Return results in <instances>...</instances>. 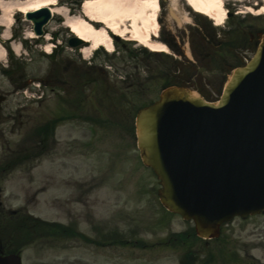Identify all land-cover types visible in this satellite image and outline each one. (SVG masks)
I'll list each match as a JSON object with an SVG mask.
<instances>
[{
    "label": "rangeland",
    "instance_id": "374dc122",
    "mask_svg": "<svg viewBox=\"0 0 264 264\" xmlns=\"http://www.w3.org/2000/svg\"><path fill=\"white\" fill-rule=\"evenodd\" d=\"M63 1L73 15H81L78 3L82 0ZM178 2L186 8L184 0ZM257 2L260 5L262 0L229 1L231 17L222 29L198 18L210 30L213 44L203 45L201 56L190 54L193 62L173 51L172 56L140 52L138 44L128 41L115 46L113 56L103 51L89 55L91 59L85 62L80 49L69 47L72 33L64 27V19L56 16L46 28L47 34L59 39L56 59L45 56V38L41 43L30 40L20 52L23 65L16 76L23 77L22 83L14 85L0 72V96L5 98L0 114L4 118L16 116L18 127L22 125L10 134L12 123L8 124L6 138L13 147L26 145L49 119L66 115L70 119L57 128L58 145L52 153L34 170H30L33 163L27 164L9 178L6 187L14 192L13 206L25 204L29 212L45 221L73 220L87 234L93 227L88 224L91 214L103 219L101 232L106 226L128 235L129 230L139 228V240L146 242L136 250L133 243L101 250L95 244L86 245L78 238L53 232V236H44L25 248L24 264H183L185 254L188 264H264V215L236 219L219 240L198 239L193 223L167 213L161 206L157 195L160 183L142 164L130 132L138 109L158 100L165 85L183 86L218 102L233 71L248 64L256 52L255 42L264 35V15H257ZM161 3L167 13L175 0ZM250 7L255 12L246 14ZM166 24L176 35L183 33L172 19L167 18ZM199 28L206 32L203 24L199 23ZM3 30L0 28V33ZM13 30L23 40L32 31V24L17 14ZM188 31L186 42L191 37L200 39L197 28ZM164 34L170 37L166 30ZM19 41L14 39L10 46ZM223 47V58L215 56ZM8 60L1 64L8 67L12 63ZM37 83L42 85L40 90ZM36 93H44L42 105L36 103ZM103 119L108 120L98 124ZM47 184L49 189L34 203L33 192ZM17 187L23 192L15 190ZM82 193L89 200L91 213L78 201ZM72 199L78 205L67 201ZM71 213L74 217L68 218ZM159 241L161 250L155 244Z\"/></svg>",
    "mask_w": 264,
    "mask_h": 264
},
{
    "label": "water",
    "instance_id": "95a60500",
    "mask_svg": "<svg viewBox=\"0 0 264 264\" xmlns=\"http://www.w3.org/2000/svg\"><path fill=\"white\" fill-rule=\"evenodd\" d=\"M44 9L29 14L37 35L50 20ZM71 46L81 41L73 39ZM143 162L164 187L162 203L194 219L199 236L215 238L236 215L264 209V37L250 64L238 70L219 104L186 89H169L140 112ZM13 258L0 264H20Z\"/></svg>",
    "mask_w": 264,
    "mask_h": 264
},
{
    "label": "bare ground",
    "instance_id": "6f19581e",
    "mask_svg": "<svg viewBox=\"0 0 264 264\" xmlns=\"http://www.w3.org/2000/svg\"><path fill=\"white\" fill-rule=\"evenodd\" d=\"M228 1L230 0H186L194 11L205 16L209 14L219 22L227 18ZM42 8H50L54 15L65 18V26L84 42L86 57L101 47L113 51L114 37H122L124 34H133L138 42L155 53L169 52L165 44L152 41L153 34L158 35L159 0H86L82 16L69 14L67 8L59 5V0H0V25L6 28L4 38L9 36L15 11L28 14ZM260 8L257 15H264V0ZM249 12H255L254 8H249ZM29 38H35V35L30 33ZM51 47L49 45L47 50H51ZM15 50L18 52V45H15ZM6 53L5 48L0 45V61L4 60Z\"/></svg>",
    "mask_w": 264,
    "mask_h": 264
},
{
    "label": "flooded vegetation",
    "instance_id": "af4514ba",
    "mask_svg": "<svg viewBox=\"0 0 264 264\" xmlns=\"http://www.w3.org/2000/svg\"><path fill=\"white\" fill-rule=\"evenodd\" d=\"M4 125V122L0 121V128ZM7 143L5 130L0 129V185L2 184L1 181L4 179L6 170L12 167L11 164L6 162V155L9 153L5 152ZM8 149L10 150L9 145ZM2 193L3 189L0 187V255L6 256L21 252L18 223H20V218L25 213L22 208L13 209L5 206ZM99 247L100 249H108V247H114V245L112 243H100Z\"/></svg>",
    "mask_w": 264,
    "mask_h": 264
},
{
    "label": "trees",
    "instance_id": "16d2710c",
    "mask_svg": "<svg viewBox=\"0 0 264 264\" xmlns=\"http://www.w3.org/2000/svg\"><path fill=\"white\" fill-rule=\"evenodd\" d=\"M46 227V224L39 223V229L43 230Z\"/></svg>",
    "mask_w": 264,
    "mask_h": 264
}]
</instances>
